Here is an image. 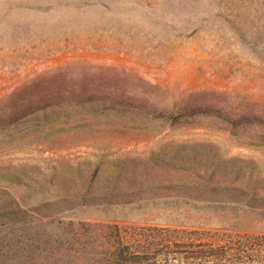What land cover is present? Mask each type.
Here are the masks:
<instances>
[{"label": "rangeland", "instance_id": "obj_1", "mask_svg": "<svg viewBox=\"0 0 264 264\" xmlns=\"http://www.w3.org/2000/svg\"><path fill=\"white\" fill-rule=\"evenodd\" d=\"M105 1L109 11L95 0L81 9L77 5L87 0H0V118L19 109L31 95L53 92L65 83L151 96L163 107L185 103L245 111L264 107V0ZM9 4L16 7L3 16L1 11ZM48 5L53 7L45 9ZM64 33L68 38L70 33L76 36L81 46L47 54L49 44ZM59 66L65 73L58 77L53 69ZM143 121L138 124L145 126ZM148 123L149 128L71 139L51 150L30 142L0 146V185H7L0 196H7L6 192L26 195V185L2 178L15 169L8 165L26 162L41 167L46 177H35L46 179L51 189L97 190L111 184L141 189L148 197L81 206L70 216L185 229L197 247L208 243L217 231L264 233V181L252 187L255 192L247 198L252 206L157 198L173 193L169 181L176 175L174 169L157 165L169 160L172 144L212 142L226 157L253 160V172L263 175L264 146L241 143L240 138L212 126L167 128L161 122ZM161 148L166 151L157 153ZM188 152L177 151V155L184 157ZM117 158L120 170L112 162ZM68 160L81 167L63 170L58 166L59 175L52 180L51 166ZM234 163H227L226 171L236 173L240 163ZM98 164L101 168L92 183L89 177ZM116 173L119 181L114 183ZM227 191H219L218 198H232ZM243 259L249 263L252 258Z\"/></svg>", "mask_w": 264, "mask_h": 264}, {"label": "trees", "instance_id": "obj_2", "mask_svg": "<svg viewBox=\"0 0 264 264\" xmlns=\"http://www.w3.org/2000/svg\"><path fill=\"white\" fill-rule=\"evenodd\" d=\"M95 2L103 11L110 10L109 2ZM87 4L89 0L77 7L81 9ZM15 7L9 4L1 14L5 16ZM51 7L48 5L45 9ZM68 35L64 33L52 41L47 54L81 46L76 36L70 33L72 38H68ZM53 72L59 77L64 72L63 66ZM89 86L88 83L77 87L65 83L53 92L28 97L19 109L0 118V134H3L0 146L5 149L30 142L51 150L71 139L116 134L128 128H149L148 122H161L167 128L217 127L228 131L231 137L240 138L241 143L264 146V107L248 111L193 103L163 107L151 96L138 97L128 92L118 93L113 88ZM143 120L145 126L138 124ZM171 148L174 149L169 160H160L157 165L174 169L176 175L169 181L173 193L157 194V198L183 197L252 206L247 201L251 191L255 192L252 187L264 181L262 173L253 172V160L226 157L212 142H177ZM182 150L189 151L188 155L178 156L177 151ZM163 151L166 148L157 153ZM151 159L153 154L148 157L149 162ZM85 162L92 163L91 160ZM112 162L118 170L122 168L119 158ZM234 162L240 163L237 171L229 173L226 165ZM58 166L63 170L81 167L70 160L53 165L52 180L59 175ZM9 167L15 169L2 178L9 183L26 185L27 193L16 196L6 192L7 196H0V264H264V233L217 231L208 243L197 247L190 239H194L193 236L185 229L70 216L69 213L81 206L110 205L123 198L129 203L148 197L140 193L141 189L111 187V184L97 190L51 189L46 187V179L35 177L47 175L37 164L20 162ZM100 168L101 164L96 165L90 175L92 183ZM243 168L245 171L239 173ZM115 179L117 183L118 173ZM6 188L7 185H0V190ZM224 190H228L232 198L219 199L218 192ZM243 257L252 259L247 263Z\"/></svg>", "mask_w": 264, "mask_h": 264}]
</instances>
